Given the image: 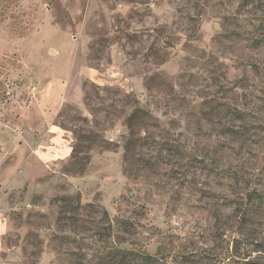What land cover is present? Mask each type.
<instances>
[{"label": "rangeland", "instance_id": "1", "mask_svg": "<svg viewBox=\"0 0 264 264\" xmlns=\"http://www.w3.org/2000/svg\"><path fill=\"white\" fill-rule=\"evenodd\" d=\"M0 264H264V0H0Z\"/></svg>", "mask_w": 264, "mask_h": 264}, {"label": "trees", "instance_id": "2", "mask_svg": "<svg viewBox=\"0 0 264 264\" xmlns=\"http://www.w3.org/2000/svg\"><path fill=\"white\" fill-rule=\"evenodd\" d=\"M144 114H145V112L142 109L137 108L136 111L134 112L132 118L130 119L131 127H132V124L134 123V121H136V119L144 116ZM251 195H252V193H251ZM105 214L108 215L107 211H105Z\"/></svg>", "mask_w": 264, "mask_h": 264}]
</instances>
